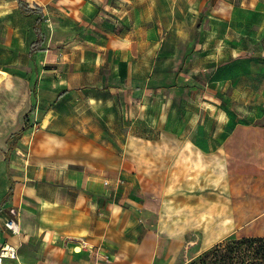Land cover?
<instances>
[{
    "label": "crops",
    "instance_id": "1",
    "mask_svg": "<svg viewBox=\"0 0 264 264\" xmlns=\"http://www.w3.org/2000/svg\"><path fill=\"white\" fill-rule=\"evenodd\" d=\"M25 1L31 6H41L45 20L41 3ZM121 1L122 5L117 6L110 5L108 0L106 5L102 0H77L76 19L82 27L95 30L91 36L97 45H81L71 50L59 47L55 52L46 48L44 38L42 49L31 59L43 75L36 84V96L29 100L23 98V91L17 92L21 100L17 102L25 107L24 113L32 107L33 120L29 124L34 125L28 124L10 138L14 147L8 163L6 140L26 125L24 118L17 117L2 132L0 143V243L17 247L16 264H187L188 259L177 262L187 246L186 235L197 229L203 232L211 212L220 214L218 207L211 212L206 209L208 206L203 208L209 197L194 196L188 185L184 190L172 189L166 194L156 191L149 184L159 181L157 171L148 170L147 175L136 168L159 166L163 161L160 156L149 157L147 163L138 155L147 150L146 144L142 149L131 148L127 138L133 135L151 141L146 139V132L155 134L160 129L159 111L164 103H171L162 85L154 84L153 65L161 32L173 28V23L169 18L163 28L127 25L124 9L127 0ZM232 1L191 0L194 8H212L206 11L207 17L198 30L202 35L203 65L204 56L213 55L217 49L210 46L211 40L218 39L214 37L212 19L216 7L230 6ZM250 1L252 5L256 2ZM152 2L153 6L157 3ZM17 11L32 30L26 50L29 58L37 14H22L17 0H0V15L9 13L19 18ZM162 21L159 17V23ZM55 54L57 76L45 79V64L52 63ZM194 60L195 56L189 57L185 67L192 66L193 71ZM2 83L10 85L6 73L0 71ZM192 97L186 98L191 103L185 116L189 128L176 129V135L188 134L206 116L225 115L223 108L209 98L201 97L200 106L194 107L198 103ZM208 105L216 110H210ZM156 107L158 112L151 109ZM131 117L145 118L151 126H131L126 120ZM221 144L193 142L191 147L208 153L220 149ZM170 163L183 165L178 159ZM192 166L193 160L186 161V172L170 175V182H175L179 175L185 184L199 177L205 179L206 173L190 172ZM8 219L16 222L17 232L5 226ZM208 238L209 235H202L201 244ZM25 243L31 244V249L19 250ZM203 249L201 246L198 250Z\"/></svg>",
    "mask_w": 264,
    "mask_h": 264
},
{
    "label": "rangeland",
    "instance_id": "2",
    "mask_svg": "<svg viewBox=\"0 0 264 264\" xmlns=\"http://www.w3.org/2000/svg\"><path fill=\"white\" fill-rule=\"evenodd\" d=\"M28 1L39 2L44 7L42 28L45 30L47 49L56 52L59 47L71 50L81 45H97L92 37L95 30L89 26L82 27L76 19L77 0ZM152 1H125L126 24L163 28L164 21L172 18L173 28L168 27L161 32L153 65V72L156 73L154 84L162 85L171 103H164L159 111L160 129L155 134L146 132V139L151 141L133 135H129L127 140L131 148L142 149L146 144L147 150L140 151L138 155L147 163L149 157L160 156L163 160L159 166L136 167L147 175L148 170L157 171L159 181L149 184L154 185L156 191L166 194L172 189L184 190L188 185V191L194 196H202V199L209 197L208 205L203 203V208L208 206L206 209L210 212L214 207L219 208V215L211 212L207 216L203 232L197 229L186 235L187 246L179 254L177 262L188 259L187 264H190L201 253L198 250L201 246L208 249L215 241L221 242L229 236H264V0H256L253 5L250 0H231L230 6L216 7L212 19L214 37L218 39L211 40L210 46L217 49L213 55L204 56V65L202 35L198 30L207 17L206 11L212 8L199 7L198 10L191 0H156L155 6ZM102 2L106 5L105 0ZM108 3L122 5L121 0H108ZM17 14L20 16L18 11ZM159 17L162 23H159ZM19 18L9 13L0 15V71L6 73L10 81V85L0 84V143L2 132L17 117L25 120L26 109L17 102V99L21 101L17 98L18 90L24 92L23 98L32 100L37 93L36 84L43 78L37 64L26 53L32 30L25 18ZM192 56H195L193 71L191 65L189 69L185 67V61ZM53 58L52 63L45 64V79L57 76V55ZM191 96L197 103L201 97L205 100L209 98L211 103L223 108L225 115L206 116L201 123H195L188 134L176 135V129L189 128L190 123L185 116L191 103L186 98ZM198 106L199 103L194 104V107ZM208 107L216 110L213 105ZM151 109L158 112L157 107ZM32 116L28 115V124L33 120ZM126 120L131 126H151L149 120L141 117ZM153 142L157 145L154 146ZM193 142L222 144L220 149L202 153L191 147ZM172 159H178L183 165L174 163L171 166ZM192 160L193 166L188 170L195 175L206 173L205 179L199 177L193 183L185 184L180 175L186 172L185 162ZM176 174L180 175L171 183V176ZM200 204L197 202V205ZM202 235H209V238L201 244ZM35 248L41 250L44 247ZM20 249L29 250L31 244H22ZM4 262L16 264V259L5 258Z\"/></svg>",
    "mask_w": 264,
    "mask_h": 264
},
{
    "label": "trees",
    "instance_id": "3",
    "mask_svg": "<svg viewBox=\"0 0 264 264\" xmlns=\"http://www.w3.org/2000/svg\"><path fill=\"white\" fill-rule=\"evenodd\" d=\"M18 9L22 14H37L33 24L35 39L29 48V58L33 59L34 53L40 51L45 38L42 29L44 12L41 6L29 5L25 0H17ZM33 111L32 107L25 114V126L16 133H12L6 143L8 150L5 152V160L8 163L9 153L14 147L10 141L15 134L21 133L28 125V115ZM190 264H264V236H229L204 250L194 258Z\"/></svg>",
    "mask_w": 264,
    "mask_h": 264
},
{
    "label": "built area",
    "instance_id": "4",
    "mask_svg": "<svg viewBox=\"0 0 264 264\" xmlns=\"http://www.w3.org/2000/svg\"><path fill=\"white\" fill-rule=\"evenodd\" d=\"M5 226L12 232H17L18 227L13 219H8ZM18 257L17 247L9 243H0V264H3L5 258L16 259Z\"/></svg>",
    "mask_w": 264,
    "mask_h": 264
},
{
    "label": "bare ground",
    "instance_id": "5",
    "mask_svg": "<svg viewBox=\"0 0 264 264\" xmlns=\"http://www.w3.org/2000/svg\"><path fill=\"white\" fill-rule=\"evenodd\" d=\"M74 249H75V251H78L79 250V247L78 246H75ZM19 261H21V260H19Z\"/></svg>",
    "mask_w": 264,
    "mask_h": 264
}]
</instances>
